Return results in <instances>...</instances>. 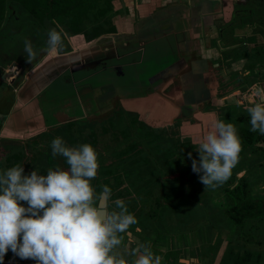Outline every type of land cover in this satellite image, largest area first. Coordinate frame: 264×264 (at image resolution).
<instances>
[{
    "label": "trees",
    "instance_id": "16d2710c",
    "mask_svg": "<svg viewBox=\"0 0 264 264\" xmlns=\"http://www.w3.org/2000/svg\"><path fill=\"white\" fill-rule=\"evenodd\" d=\"M113 1L0 0V29L6 22V26L0 30V63L8 65L12 62L1 56L2 44L9 36L19 33V30L23 28L20 25L27 22H37L43 27V20L47 18L56 27L65 31L62 33L70 36L82 35L89 42L103 35L116 33L114 18L118 11L114 10ZM9 5L18 9L17 16L26 17L24 23L21 24L22 20L17 16L8 17ZM232 27L233 25H230L225 29L227 34L229 31L231 33ZM120 105L125 113L124 125L113 126V128L102 127L103 134L112 130L113 138L110 137L104 143L93 128H87L74 135L76 137L87 134L88 137L83 138L84 144H90L98 154V173L91 181L96 192L101 193L105 185L111 189V198L108 200L109 210L115 207L112 201L116 199L124 201L128 211L138 221L131 226L129 232L136 229L146 232L150 229L155 230L157 226L163 229L168 214L183 210L187 205L185 199L194 201L193 197L197 194L200 195L195 201L198 214L184 213L183 217L188 220L187 225L184 226L186 230L189 228L188 230L191 231L192 223H197L199 227L204 226L208 229L210 224L205 206L210 192L196 186L193 178L200 174L193 173L191 170L192 159L199 160L197 151L199 144L183 137L165 134L168 133L166 132L168 127H156L151 121L146 123V119L149 118L148 113L132 115L121 103ZM233 124L241 139L242 151L239 163L233 168L231 177L215 189L220 190L223 198L219 199V203H215L212 214L216 222L214 227L218 230L226 227L230 233L229 246L223 252L220 264H264L263 254L245 249V244L240 247L236 244V242L240 243L236 237L242 230L254 229L264 223V198L261 200L253 198L246 177L238 179V175L244 171V165L250 163V168L257 159L255 157L259 158L261 152H263L264 161V149L259 147L260 144H264V135L250 130V118L238 117ZM77 125L75 121H71L69 125L57 130L74 133L75 130L80 129ZM111 142L115 147L109 148ZM37 151L38 154H33V151L27 152L21 145L0 141V171L20 165L25 175L34 170L40 175H46L48 169L40 165L34 167L36 166L34 163L39 161L38 164H40L45 155L41 153V149ZM189 153H191V159H189ZM40 157L41 160H39ZM253 158H255L254 161ZM21 203L27 207L26 203ZM190 217L193 218L190 219ZM244 241L247 244L252 242L251 239Z\"/></svg>",
    "mask_w": 264,
    "mask_h": 264
},
{
    "label": "clouds",
    "instance_id": "9594fccd",
    "mask_svg": "<svg viewBox=\"0 0 264 264\" xmlns=\"http://www.w3.org/2000/svg\"><path fill=\"white\" fill-rule=\"evenodd\" d=\"M64 35L49 31L50 55L59 54ZM24 50L28 63L36 59L30 41H24ZM246 111L250 130L264 135V87H255ZM50 147L54 157L65 158L67 171L50 168L46 175L35 170L25 175L23 167L15 165L0 173V264L8 251L36 264H128L118 249L138 221L121 199L112 201V210L99 206L101 197L111 198V189L105 185L97 193L91 184L99 168L96 150L88 143L69 147L61 137ZM197 151L199 160L192 159V172L202 173L199 180L205 188L222 186L242 151L234 124L214 120ZM188 156L191 159V153ZM129 255L136 257L132 264H162V257L147 244H138Z\"/></svg>",
    "mask_w": 264,
    "mask_h": 264
},
{
    "label": "water",
    "instance_id": "95a60500",
    "mask_svg": "<svg viewBox=\"0 0 264 264\" xmlns=\"http://www.w3.org/2000/svg\"><path fill=\"white\" fill-rule=\"evenodd\" d=\"M194 15L187 6L165 7L138 21L132 34L103 35L83 51L45 58L30 70L22 104L14 107L10 115L0 110V130L8 127L16 133L58 125L60 123L52 117L54 113L64 114L68 120H87L112 108L115 99L143 103V98L150 95L159 96L177 111L166 125L194 120L196 114L208 110L212 98L201 73L197 79L194 78L197 73L182 75L192 61L197 67L201 62V59L191 60L195 47L191 34ZM42 24L48 33L59 31L47 18ZM22 69L21 65L11 63L1 81L13 83ZM179 77H182L183 93L173 100L163 90ZM251 93L245 94L248 104ZM39 97L41 107L49 116L43 120L32 115L31 101ZM99 206L104 209L108 203L101 197ZM183 263L196 264L197 261L191 258Z\"/></svg>",
    "mask_w": 264,
    "mask_h": 264
},
{
    "label": "crops",
    "instance_id": "0c3cea01",
    "mask_svg": "<svg viewBox=\"0 0 264 264\" xmlns=\"http://www.w3.org/2000/svg\"><path fill=\"white\" fill-rule=\"evenodd\" d=\"M174 5L187 6L188 9L194 11L196 19L191 34L195 40V47L191 60L201 59L198 67L196 62L192 61L191 67H186L182 75L191 74L192 76L197 73L194 77L197 79L198 74L201 73L202 78L204 77L207 82V90L212 94L208 110L196 114L194 120L190 119L196 131L199 132L198 135L205 137L216 119L233 124L238 117L250 118L246 111L249 104L246 103L245 94L255 90L256 86L264 87V0H115L114 10L122 14L114 18L116 26L114 34H132L138 21L158 10ZM230 25H233L232 31L227 34L225 29ZM76 38L82 40L83 45L80 49L58 55L83 51L93 42L87 43L80 35ZM182 77L168 83L163 93L173 100L179 98L183 93ZM237 80L238 83H236ZM120 103L126 110L138 106L152 108L154 110V114H151L152 119L166 121V123L177 115V111L157 95L143 98V103L140 101L134 103L120 101ZM20 104L22 103L19 102L18 105ZM194 121L199 122L200 125L195 124ZM187 122L188 120L184 123ZM206 127L209 128L208 131ZM30 131L32 130L27 129L15 133L6 127L1 132L0 138L17 139ZM259 147L264 149V144H260ZM255 158H257L255 161L258 166L255 175L259 179L257 185L262 187L260 193H264L263 152L260 153L259 158ZM255 158L252 160L254 161ZM249 159H251L250 155ZM248 170L249 166L245 164L244 171L239 174L238 179ZM123 246L121 245L118 251L128 263L132 264L136 257L129 255V251L125 252ZM180 259L184 264L183 260L191 258L182 259L180 257L178 260ZM3 264H36V262L30 259L21 260L8 251Z\"/></svg>",
    "mask_w": 264,
    "mask_h": 264
},
{
    "label": "rangeland",
    "instance_id": "374dc122",
    "mask_svg": "<svg viewBox=\"0 0 264 264\" xmlns=\"http://www.w3.org/2000/svg\"><path fill=\"white\" fill-rule=\"evenodd\" d=\"M120 14H122V12L120 11L116 13V15H120ZM18 17L20 20H22L23 23L25 22L26 17L24 15L22 16L19 15ZM20 26H22L23 28L19 30V33H17L15 36H9L6 40H4L2 44L3 51L1 52V56L4 59H9V61L11 60L13 62L16 61L24 64V61L25 60L27 61L26 59L27 53L24 50V41L28 40L31 42L33 49L37 53L40 50L43 51V53H45V56L33 66V68H35L41 61H43L45 58L50 56V54L46 51L48 47L47 45L48 34L42 29L41 25L37 22H27ZM4 27L5 25H2L1 29ZM60 31L65 32L63 29H60ZM65 34L67 35V33ZM76 37L67 35L66 38L67 42L66 40L63 42L64 45L66 43L67 44L65 45V48L63 50L66 49L67 52H70L75 49L76 50L80 49V47H82L83 45L82 40ZM6 66L8 65L0 63V72L3 71L4 68L6 70L7 69ZM236 83H238V80L236 81ZM127 110L132 115H139L140 113H148L149 117H151V114L152 113L154 114L153 112L154 110L152 108L148 109L144 106L143 107L138 106L136 108L135 107L127 108ZM147 122L148 119L146 120V123ZM120 125H124V123H121ZM208 129L209 128L206 127V131H208ZM174 130L177 132L174 133L175 137H177L178 135L179 137H183L186 140L192 141L196 144L197 143L199 144V141L204 137L198 135L199 132L196 131L195 127H193L192 130L191 124L188 123H184L183 125H181V127L177 126V128H175ZM187 135H189V137H187ZM110 136L113 138L111 134ZM112 143L113 142H111L109 148L115 147L112 146ZM199 176L193 178L196 186L204 191L210 192L209 199L207 200L208 202L205 206V212L208 215L210 227L208 228L207 226L208 229H205L204 226L200 225L201 227H199L197 223L195 224L192 223L193 229L189 231L188 230L189 228H187L186 230L185 226L187 225L186 222L188 220H186V217H183L184 213L198 214L197 203L195 201H197L200 195L195 194V197H193L194 201L187 200L184 198L186 200L187 205L183 210H178V211L176 210L168 214V217L166 219V225L163 229L157 226L155 227V230L150 229L149 231L146 232H140V229H136V231H132V232L128 231L124 235V240L122 243V245H124L123 246L124 250H126L125 252L128 251L130 252L132 248H135L138 244L143 243L151 247V250L154 255H159L162 257V264H182L181 259L178 260L180 257H182V259L194 258L196 259L197 264L221 263L222 254L224 251H226V249L229 246L228 240L230 238V233L226 227H223L221 230H218L216 229V227H214L216 226V222L213 220L212 214H213V207L215 203H219V200L217 199L222 196V193L220 192V190L212 191L211 189L205 188V186L200 182ZM256 194L257 192H255V196ZM192 218L193 217H190V219ZM254 228L255 229H248V230L244 229L245 234H243L242 236L243 237L248 236L253 241L256 240L264 241V223L260 224L259 227L257 228L254 227ZM129 233L131 234L130 236ZM263 247L264 246H262V248L256 253L263 254L264 256ZM248 248L252 251H255L258 250L260 247L252 245V246H248ZM130 259L131 258H129V260Z\"/></svg>",
    "mask_w": 264,
    "mask_h": 264
},
{
    "label": "flooded vegetation",
    "instance_id": "af4514ba",
    "mask_svg": "<svg viewBox=\"0 0 264 264\" xmlns=\"http://www.w3.org/2000/svg\"><path fill=\"white\" fill-rule=\"evenodd\" d=\"M8 10H9L8 11V17H14V16L18 15L17 14L18 9L16 7L13 8V6L9 5ZM22 23L23 22H21V24ZM5 24H6V22H4L3 25H5ZM41 27H42V25H41ZM42 29L45 32H47L43 27H42ZM58 30L60 31L59 28H58ZM47 34H48V32H47ZM63 34L64 33H62V35ZM76 36H78V35H76ZM66 38H67V35H64L63 41L66 40ZM84 39H85V37H84ZM85 41L87 43H89V41H87L86 39H85ZM66 42H67V40H66ZM65 45L62 47L61 50H63L65 48ZM61 50H60L59 54H63L65 52H67L66 49L63 51H61ZM44 56H45V53H43V51L40 50L37 53L36 59L33 60L31 63H28L26 61L23 64V63H19V62L15 61V63L21 65L23 69L17 75L16 79L14 80V82L12 84L1 81V77L4 73L5 68L3 69V71L0 72L1 73L0 74V110L2 112L9 113V115H10V112L14 109V107L19 106L18 105L19 102L22 103V99H23L22 94L24 92V85H25L26 79L28 78V76L31 72L30 70L33 69V66L40 59H42ZM11 63H13V61ZM10 64H8V66H6V67L8 68ZM19 95H20V97H18ZM45 99L47 100L48 98L46 97ZM31 102L33 103V106L31 105V109H32V115L34 117H37V118L40 117L41 120L45 119L46 117H49L47 114V111L44 112L45 111L44 107H41L40 97L33 99V101H31ZM103 103H105V102H103ZM111 105H112V108H109L107 105L108 108L104 114L99 115V116H95L93 118H89L87 120L86 119L85 120H77V121L76 120H68L69 117L64 115V114L61 115L60 113H56V114L54 113L52 117L55 119L56 122H59L60 124H58V125L51 124L49 126H45L43 129L39 128L40 130L32 129V131L27 132L28 134L22 135L21 138H17V139L11 140V139L0 138V141H2L4 143L12 142L14 144L21 145L23 148H25V150L27 152H29L30 150L33 151V154L34 153L38 154L37 150L41 149V151H42L41 153L45 154L44 157L42 158L43 161H41L40 164H38L39 161L37 163H34L36 165L34 167H37V165H40L43 168H46L48 170L50 168L53 170H55L56 168H60L62 170L67 171L69 166L67 165L65 158H63L62 156H55L54 157L53 155H48V153H52V150L50 147L51 141L56 137H62L67 146L77 147L81 144H84L83 138L88 137V136H87V134L76 136V137L74 135L77 133H80L81 131H83L85 129L87 130V128H93L94 131L96 132L97 136L100 137L101 141L105 143L111 137L110 134H112V130L110 132L107 131L106 134H103L102 133V127H104V126H110L111 128H113V126L121 127L122 125H120V124L124 123L121 120H125V113H124V109L120 105V100L115 99ZM27 115H26V117H27ZM71 121H75V123L78 124L77 128H80V129L75 130L74 133L73 132L68 133L65 130H62V132L57 130L61 127H64L65 125H69L71 123ZM148 121H151L152 124L156 125V127H158V126L159 127H164V126L168 127L167 128L168 131L166 130V132H168V133H165V134H169V135H175L174 133H177V132L174 129L177 128V126L181 127V125H183V124L179 123V124H175L172 126H168V125H166V124H168V123H166V121H161V120H157V119L153 120L151 117L148 118ZM182 123H184V121ZM187 123L191 124V128L193 130V127H194L193 122H191V120H188ZM18 126H21V124H18ZM1 132H2V130H0V134H1ZM187 137H189V135H187ZM35 143H37V146H35ZM39 160H41V157L39 158ZM249 164L250 163H247L248 166H249ZM257 167H258L257 163H256V161H254V163L251 164L249 170L245 171L246 173L242 177H246V179H247V181L251 187L252 197L255 199L261 200L264 198V193H260L262 187L260 185H257V183H258L257 181H259L258 177H254V176H256L255 174L257 173ZM0 173H2V172L0 171ZM238 177H239V175H238ZM242 177H240V178H242ZM255 192H257L256 196H255ZM221 198H223V197L221 196L217 200H219ZM107 203H108V201H107ZM107 209H109L108 206H107ZM243 234H245L244 230H242L241 234L239 233V236L236 237V239H239V242H240V243L236 242V244L239 245V247L243 246L245 244L244 245L245 249L246 248L249 249L248 246L255 245V246L260 247L258 250H255V252H257L262 248V246H264V241H260V240L253 241L252 239H251L252 242H249L247 244L246 241H244V240L250 239V238L248 236L243 237L242 236ZM263 252H264V249H263Z\"/></svg>",
    "mask_w": 264,
    "mask_h": 264
},
{
    "label": "built area",
    "instance_id": "2783aa9c",
    "mask_svg": "<svg viewBox=\"0 0 264 264\" xmlns=\"http://www.w3.org/2000/svg\"><path fill=\"white\" fill-rule=\"evenodd\" d=\"M128 264H131V263H128Z\"/></svg>",
    "mask_w": 264,
    "mask_h": 264
}]
</instances>
